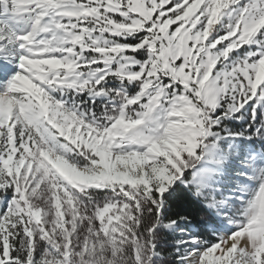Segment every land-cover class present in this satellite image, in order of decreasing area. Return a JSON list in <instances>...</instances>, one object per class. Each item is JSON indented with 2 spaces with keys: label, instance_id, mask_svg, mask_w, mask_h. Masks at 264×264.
I'll use <instances>...</instances> for the list:
<instances>
[{
  "label": "snow or ice",
  "instance_id": "snow-or-ice-1",
  "mask_svg": "<svg viewBox=\"0 0 264 264\" xmlns=\"http://www.w3.org/2000/svg\"><path fill=\"white\" fill-rule=\"evenodd\" d=\"M0 264H264V0H0Z\"/></svg>",
  "mask_w": 264,
  "mask_h": 264
}]
</instances>
